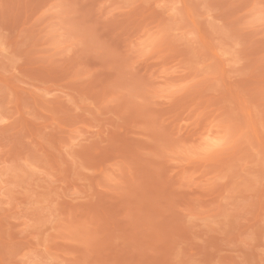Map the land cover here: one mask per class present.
I'll return each mask as SVG.
<instances>
[{
  "label": "rangeland",
  "instance_id": "1",
  "mask_svg": "<svg viewBox=\"0 0 264 264\" xmlns=\"http://www.w3.org/2000/svg\"><path fill=\"white\" fill-rule=\"evenodd\" d=\"M0 264H264V0H0Z\"/></svg>",
  "mask_w": 264,
  "mask_h": 264
}]
</instances>
